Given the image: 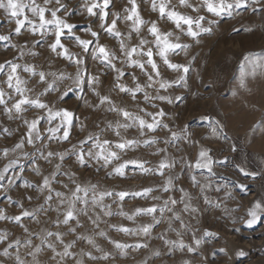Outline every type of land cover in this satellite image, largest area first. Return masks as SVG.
<instances>
[{
  "label": "rangeland",
  "instance_id": "374dc122",
  "mask_svg": "<svg viewBox=\"0 0 264 264\" xmlns=\"http://www.w3.org/2000/svg\"><path fill=\"white\" fill-rule=\"evenodd\" d=\"M0 264H264V0H0Z\"/></svg>",
  "mask_w": 264,
  "mask_h": 264
}]
</instances>
